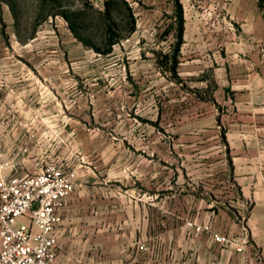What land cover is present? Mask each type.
Masks as SVG:
<instances>
[{
    "label": "crops",
    "instance_id": "1",
    "mask_svg": "<svg viewBox=\"0 0 264 264\" xmlns=\"http://www.w3.org/2000/svg\"><path fill=\"white\" fill-rule=\"evenodd\" d=\"M178 2L182 37L175 19L167 61L186 100L169 164L159 150L106 180L79 168L56 264L238 263L235 247L195 238L189 220L230 238L246 231L248 262H264V10L259 0Z\"/></svg>",
    "mask_w": 264,
    "mask_h": 264
},
{
    "label": "rangeland",
    "instance_id": "2",
    "mask_svg": "<svg viewBox=\"0 0 264 264\" xmlns=\"http://www.w3.org/2000/svg\"><path fill=\"white\" fill-rule=\"evenodd\" d=\"M106 1L0 0L4 173L70 170L73 195L79 168L106 180L159 150L169 164L186 100L167 61L175 1Z\"/></svg>",
    "mask_w": 264,
    "mask_h": 264
},
{
    "label": "built area",
    "instance_id": "3",
    "mask_svg": "<svg viewBox=\"0 0 264 264\" xmlns=\"http://www.w3.org/2000/svg\"><path fill=\"white\" fill-rule=\"evenodd\" d=\"M8 166L9 163H0V264H56L57 228L62 208L74 192L76 173L50 166L33 174H6ZM187 224L195 238L204 232L212 233L217 243L233 246L241 253L237 264H251L245 253L246 231L242 237L230 238L214 232L210 224L191 220ZM139 248L147 247L141 244Z\"/></svg>",
    "mask_w": 264,
    "mask_h": 264
},
{
    "label": "trees",
    "instance_id": "4",
    "mask_svg": "<svg viewBox=\"0 0 264 264\" xmlns=\"http://www.w3.org/2000/svg\"><path fill=\"white\" fill-rule=\"evenodd\" d=\"M175 1V6H176V14H177V20L179 22V38L182 37V31H183V16H182V10H181V5L179 4L178 0H174ZM114 2V0H107L105 2L107 7H110L111 4ZM263 10H264V0H259ZM109 32L113 33V28L112 26L108 27Z\"/></svg>",
    "mask_w": 264,
    "mask_h": 264
}]
</instances>
